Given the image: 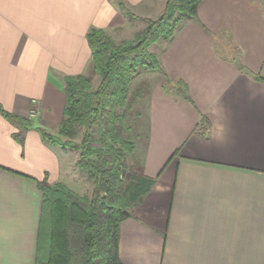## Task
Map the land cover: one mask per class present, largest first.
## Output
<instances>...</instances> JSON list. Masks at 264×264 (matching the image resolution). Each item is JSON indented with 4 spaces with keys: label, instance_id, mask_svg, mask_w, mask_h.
I'll use <instances>...</instances> for the list:
<instances>
[{
    "label": "crops",
    "instance_id": "crops-1",
    "mask_svg": "<svg viewBox=\"0 0 264 264\" xmlns=\"http://www.w3.org/2000/svg\"><path fill=\"white\" fill-rule=\"evenodd\" d=\"M166 2L0 0V106L32 124L21 145L0 114V264H36L39 182L82 195L79 153L40 130L59 134L64 79L92 71L88 34L141 28L121 6L156 19ZM197 16L162 49L166 76L137 103L148 132L136 157L156 182L120 224L123 264H264V0H203ZM228 34L240 65L218 55ZM166 79L189 99L168 95Z\"/></svg>",
    "mask_w": 264,
    "mask_h": 264
},
{
    "label": "trees",
    "instance_id": "trees-1",
    "mask_svg": "<svg viewBox=\"0 0 264 264\" xmlns=\"http://www.w3.org/2000/svg\"><path fill=\"white\" fill-rule=\"evenodd\" d=\"M202 1L168 0L161 17L144 20L148 26L131 43L115 44L101 30L88 34L93 71L101 82L93 90L86 75L66 77V107L59 136L68 140L63 142L45 130L40 132L47 143L79 153L78 166L90 177L93 192L88 199L64 184L50 185L47 177L38 183L43 203L36 264H123L119 256L120 224L132 216L156 181L144 175L137 161L138 172L124 181L127 159L136 160L135 145L124 129V116L116 110L133 111L146 97L149 83H139L131 94L129 88L143 72L164 74L159 56L150 53V47L171 43L183 20H197ZM121 8L129 21L139 20L124 6ZM234 47L236 56L225 53L223 43L218 44L217 52L228 62L240 65L241 51ZM162 88L168 95L189 99L181 82L166 79ZM0 114L18 129L14 138L23 145V131L32 124L10 115L1 106ZM96 126H103L102 148L98 151L92 148ZM79 128H84V133L81 143L76 144L73 141Z\"/></svg>",
    "mask_w": 264,
    "mask_h": 264
},
{
    "label": "rangeland",
    "instance_id": "rangeland-1",
    "mask_svg": "<svg viewBox=\"0 0 264 264\" xmlns=\"http://www.w3.org/2000/svg\"><path fill=\"white\" fill-rule=\"evenodd\" d=\"M166 5H167V2H166ZM166 5H165V8H166ZM165 8H164V11H165ZM164 11H163V13H164ZM137 19H139V21L143 22V25H142V23H140L141 24V28L139 26H137V25H134L132 27L129 26L130 28L129 27L128 28L125 27V28L117 29V30L111 32L110 33L111 35L108 34L109 32L105 33V35L108 38L112 39L115 44H124V43H127V42L131 43V42H134L135 40H137L138 34H140L148 26L147 22L144 21V20L156 21L158 18H156V19H148V18L143 19V18L137 17ZM197 19H198V17H197ZM133 21H136V20H133ZM186 21H188V20H183L181 22L180 26L183 23H185ZM179 30H180V27L178 29V32H179ZM178 32L176 33V35L178 34ZM232 39L233 38H230L229 35L228 36L225 35V36L222 37V43L224 45V48H226L225 49V53H227L229 55H231V54L234 55V53H235V47H234L235 43H234V41ZM165 45H166V43H164V42H160V43L154 44V45H152L150 47L149 51L152 54H157L159 56V58H160L159 54L162 51V49L165 47ZM223 51H224V49H223ZM229 52H231V54ZM234 56H236V55H234ZM163 75L161 73H158V72H143L140 75V77H138V78H136V79H134L132 81L131 86L129 88L130 94L136 89V87H137V85L139 83L147 82L149 84L155 85V84L159 83L163 79ZM86 76L91 80L92 88H93V90H95L98 87V85L100 84L101 78L99 77V75H97L93 71V69H92V71L87 72ZM144 110H145V108L144 107L140 108L139 105L137 106V108L135 107L133 109V111H126L123 108H119V109L116 110V112L118 114L124 116L123 126H124V129L127 130L126 133L128 134L129 138L131 139V141L135 145V156H136V152L140 153L139 150L145 148L144 144H145L146 138H147V132H148V130H147V122L145 121L146 118H144L143 114H142L144 112ZM31 115L34 117L37 114L31 113ZM141 117H143L144 120L141 119ZM102 130H103V126H100V127L96 126L95 129H94L93 141H92L93 150L98 151V150H100L102 148V143H101L102 142V134H103ZM83 133H84V128H79V134L74 139L73 142L76 143V144H80L81 140H82ZM55 137L60 138L63 142L68 140V139H66L64 137L59 136V134L55 135ZM94 158H97V157L94 156ZM136 161L138 162L137 157H136V160H133L131 158L127 159L126 168L124 169L123 174H122L123 175V179H124L125 182L128 181V178H129V176L132 173H135L136 171L138 172V169H136L138 167ZM138 164H139V169H142L141 163L138 162ZM88 179L90 180V177H88V178L84 177V182L81 184L82 190H81L80 193L82 195H84V197L90 199L93 190L91 188V185H89V183H88L89 182ZM91 184H93V183H91ZM52 186H54V185H52Z\"/></svg>",
    "mask_w": 264,
    "mask_h": 264
},
{
    "label": "built area",
    "instance_id": "built-area-1",
    "mask_svg": "<svg viewBox=\"0 0 264 264\" xmlns=\"http://www.w3.org/2000/svg\"><path fill=\"white\" fill-rule=\"evenodd\" d=\"M33 114H36L35 112Z\"/></svg>",
    "mask_w": 264,
    "mask_h": 264
}]
</instances>
